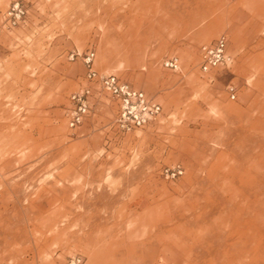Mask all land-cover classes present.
<instances>
[{
	"label": "rangeland",
	"instance_id": "374dc122",
	"mask_svg": "<svg viewBox=\"0 0 264 264\" xmlns=\"http://www.w3.org/2000/svg\"><path fill=\"white\" fill-rule=\"evenodd\" d=\"M11 1L0 0V264H184L186 251L163 248L179 231L170 215L196 199L216 207L219 183L253 204L264 199V164L250 155L261 150L245 140L261 135L247 117H264V70L254 68L264 30L249 3L220 1L201 8L204 19H177L166 0L142 13L131 10L135 0H22L24 21L10 27ZM221 33L230 61L202 72L199 48ZM88 47L101 73L161 105L154 120L114 127L116 102L68 58ZM168 56L176 70L162 65ZM85 87L89 113L71 129L68 99ZM175 164L183 173L163 178ZM249 216L246 257L264 264V219Z\"/></svg>",
	"mask_w": 264,
	"mask_h": 264
},
{
	"label": "bare ground",
	"instance_id": "6f19581e",
	"mask_svg": "<svg viewBox=\"0 0 264 264\" xmlns=\"http://www.w3.org/2000/svg\"><path fill=\"white\" fill-rule=\"evenodd\" d=\"M220 1L222 3L226 1L227 3V0H166V3L174 13L172 17L185 19L192 16L204 19L207 15L202 13L201 8ZM244 1L250 4L253 17L255 16L258 20H261L263 24L261 30H264V0ZM130 5L131 10H140L142 13L149 9L151 1L135 0ZM207 19L209 21L210 17ZM210 33L212 34L213 30H210ZM254 60V68L257 72H262L264 70V50L257 54ZM255 82H259L258 79ZM261 92L263 99L258 107V112L264 114V84L261 86ZM253 118L251 119V116L247 117L246 122L249 127L251 125V129H258L261 135L260 137L249 135L245 137V140L250 142V146H253L251 150L256 148L261 150L258 151V155H256L257 151L255 150L253 151L254 155L250 153L254 158L252 164L258 162L263 165L264 117ZM242 180H246V177L242 176ZM231 184V182L226 186H222L220 183L217 184L222 195L218 199H214V204H218L216 207L210 206L208 203L199 204L198 199H196L191 201L185 208H182L181 211L170 215L171 219L167 218L166 220L173 221L175 219L173 228L176 230L178 228L179 231L176 234V240L173 239L172 243H166L163 248L180 254L186 251L187 256H185L186 261L184 264H249L250 261L246 257L249 250L247 248L245 250L243 247L250 238L247 233L248 223L251 221L249 215L252 213L259 218L260 223L263 222L264 199L258 198L257 205L255 202L253 204L254 200L250 199L245 190L242 192L234 186L233 188ZM158 227H160V231L165 230L164 224ZM260 227V234H263V223Z\"/></svg>",
	"mask_w": 264,
	"mask_h": 264
},
{
	"label": "built area",
	"instance_id": "2783aa9c",
	"mask_svg": "<svg viewBox=\"0 0 264 264\" xmlns=\"http://www.w3.org/2000/svg\"><path fill=\"white\" fill-rule=\"evenodd\" d=\"M26 12L22 0H12L3 14V21L10 27L17 26L24 21ZM68 58L81 59L85 69V78L98 83L114 99L117 104V114L113 124L119 132L125 133L143 127L160 113L161 105L143 90L134 87L114 73H101L95 66L96 55L93 47L85 50L72 49L68 53ZM229 61L227 38L223 33L199 48V69L202 72H209L220 65H226ZM162 65L165 68L176 70L179 66L178 58L168 56L163 59ZM227 89L230 98H234V86L228 85ZM89 95L88 87L70 94L66 116L67 124L71 129L80 126L89 113ZM182 173L183 168L180 164L163 166L160 169V174L165 179H174ZM78 262L79 259H73L70 264Z\"/></svg>",
	"mask_w": 264,
	"mask_h": 264
}]
</instances>
